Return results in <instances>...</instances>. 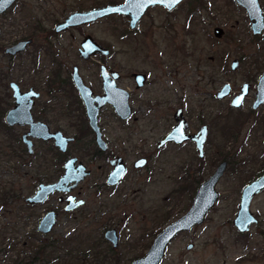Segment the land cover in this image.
I'll use <instances>...</instances> for the list:
<instances>
[{
    "label": "rangeland",
    "instance_id": "374dc122",
    "mask_svg": "<svg viewBox=\"0 0 264 264\" xmlns=\"http://www.w3.org/2000/svg\"><path fill=\"white\" fill-rule=\"evenodd\" d=\"M109 1L16 0L0 15V264H114L115 261L129 264L148 250L159 229L187 210L194 182L206 179L222 159L228 165L217 184L218 201L201 225L173 239L160 264H264V191L250 206L259 219L258 225L243 235L232 225L242 186L264 170V105L256 113L257 121L252 123L254 114L249 120L244 119L252 95L242 111L230 112L228 102L217 103L205 94H213L224 82L238 91L247 79L254 81L264 69V36L258 42L252 39L244 12L233 0H190L182 2L173 13L160 7L150 10L133 36H126L127 24L122 17L112 16L52 37L56 20L75 10L87 11ZM214 27L224 29L223 37L213 36ZM85 34L113 48L108 64L123 74L122 87L134 88L131 72H147L151 84L146 92L154 95L153 106L163 102L160 113L166 117L161 123H149L159 118L156 111L161 109L157 107L154 112L148 105H140L139 122L130 126L138 132L131 143L139 147L142 139L148 137L146 149H155L158 137L172 124L167 113L181 102L195 124L193 127L202 117L210 124L206 159L200 168L191 146L176 152L166 150L152 163L154 170L150 177L145 179L144 173L130 175L120 192L99 203L104 206L103 217L96 216L99 214L91 184L97 177L93 176L81 189L86 205L71 216L60 214L53 230L42 234L36 230L38 219L54 204L50 200L31 208L25 198L39 183L54 181L61 164L54 153L47 151L48 145L39 141L35 143L36 155L27 154L25 146L16 139L26 127H13L10 133L4 131L3 115L13 105L9 83L16 82L22 90L34 87L40 92L34 117L42 118L53 129H68L62 108L46 107V100L52 99L48 77L53 69L48 41L60 45L57 59L70 67L81 63L76 51ZM27 37H32L33 43L24 53L16 57L4 54L6 46ZM234 58L240 59V66L232 72L229 66ZM80 65L82 76L100 91L95 64ZM54 95L53 98L62 99L64 94L54 92ZM222 110L226 119L218 120L216 115ZM112 115L109 108L104 109L105 126H115ZM225 124L236 137L224 133ZM109 130L106 128L110 137L113 133ZM68 131L73 133L71 129ZM127 157L131 159L132 154ZM188 168L190 179L185 177ZM105 227L117 228L119 243L113 253L103 238ZM52 240L56 242L53 246L35 253ZM106 252L107 258L95 256Z\"/></svg>",
    "mask_w": 264,
    "mask_h": 264
},
{
    "label": "flooded vegetation",
    "instance_id": "af4514ba",
    "mask_svg": "<svg viewBox=\"0 0 264 264\" xmlns=\"http://www.w3.org/2000/svg\"><path fill=\"white\" fill-rule=\"evenodd\" d=\"M110 1L106 5H118V4L123 3L125 0H121V1H118V2H115L114 0H110ZM185 1L191 2L192 0L191 1L190 0H184L182 2H185ZM233 1H234L235 5L244 12V16H245L244 18L248 22V27H249L250 33L252 35V39L254 41L258 42L264 36V30L260 34H253V32L251 30V27H250V21L248 19V16L246 14V11H245L244 7L241 6L240 4H238L235 0H233ZM259 3H260V6H261V8L263 10V14H264V7L262 5V0H259ZM106 5H103V6H106ZM96 7H102V6H96ZM157 7L165 9L162 6L150 7L146 11V13L142 17V19L139 21L137 26L134 29H132V30L129 29V20L126 17H124L123 15H121V14L111 15V16L105 17L103 19L110 18L112 16L113 17L114 16L122 17L124 19V21H125V24H127V29H125L126 30L125 31L126 36H133V34L136 31H138L139 27L143 23L144 18H146L148 16L149 11L154 9V8H157ZM177 7L175 9H173V10L165 9V11L167 13H173L177 9ZM93 8H95V7H93ZM6 11H8V9ZM75 11H81V10H75ZM75 11H73V12H75ZM73 12H71V13H73ZM70 14H68V15H70ZM67 16H65L62 20H56L55 21L56 23L54 24L53 29L51 30L52 37H54V36L58 37L61 34H65V33H68L70 31L80 30L84 26L95 24L96 22L99 21V20H97L94 23L85 24V25L71 26V27H68L65 30H61L59 32H56L55 31V26L58 23L64 21V19ZM103 19H100V20H103ZM215 28L216 27L213 28V36L215 38L223 37L224 29L221 28V27H217V28H221L223 30L221 36L217 37L214 34V29ZM87 36L92 37L89 34H85L82 37V40L79 43V47L77 48L76 54H77V56L79 58V61L81 63H84V64L93 63V64H95V69H96L95 73L98 76L97 82H98V84L100 86V91H96L91 86V84H89L87 82L86 78L82 76L81 68L83 66L80 65L81 63L78 64V65L73 64L70 67H67L65 62H62V61L57 59V57L59 56V53H60V50H59L60 49V45L55 43L53 40H51V41L49 40L48 41L49 42L48 43V47H49L48 48V50H49L48 52H49V57L51 59V65H52L53 69L51 70V73H50V75L48 77V86L51 89L50 90L51 91L50 92L51 93L50 96H52V99L49 98V99L46 100V107L49 106L48 108H50L51 106H54V105L60 106L62 108L61 112H62L63 116L67 117V119H68V129L66 127H56L55 129H53V128H51L50 124L45 122L42 118H39V117L35 118L34 115H33V109H34L36 100L40 97V92L37 91L34 87H29L27 89V90H29L30 88H33L34 90H36L39 93V97L37 99H35L34 105L32 107V117H33V119L35 121H41V122L47 124L49 129H50V132L60 131L65 137L70 139L68 144H67V147H66L65 151H61L58 147H56L54 145L53 140L44 141V140H41V139H33L32 140L33 141V153L29 154L25 144L22 142V135L28 131L29 126H19V127H26L27 128V130L20 135V139H21V143L25 146V150H26L28 155H30V156L36 155V153H35V143L37 141H39L42 144H47L48 145L47 151L50 154L54 153V155L57 158V160H59V165L61 164V166L59 167V175L57 176V178L54 181H51V182H48V183H39L37 185V188L35 189V191L30 196H27L25 198L26 204L31 206V208H34V207L39 206V205H45L50 200H52V202L54 204L53 207H50V208L46 209V211L42 215V217L41 218L39 217V219H38L36 230L38 232L42 233V234H48V233H50L53 230V228H54V226H55V224L57 222V219L60 216V214L63 213L64 215L71 216V215H73V213H75L76 210H78V209H80V208H82L83 206L86 205V203H87L86 199H84L81 196L82 195L81 194V189H82L83 183H85L87 179H91L93 176L97 177V179H95L94 182L91 184L93 193L95 195V203H96L95 207L97 208L96 213L99 214V215H96V216H101L102 215V217H103L104 206L102 204H99V203L103 202L104 200H111L112 197L114 195H116L117 191L120 192V188L123 186L124 182L126 181V178L130 177V175H132V174L139 175V173H144L145 179H147L148 176L150 177L151 174H152V170H154L152 163L155 162L158 159V157L163 152H165L166 150H173L174 152H176V151H179L181 149H184L187 145L191 146V148L193 150V153L196 155V158H197V160L199 162L198 165H199L200 168H201V165L203 164V162L206 159V152H207V147L206 146L208 144V136L210 134V124H209V122L205 121L204 117H202V118H199L197 120L196 126L193 127V125H195V124H193V122L190 120L189 112L185 109L184 105L181 102L176 103L173 108H170L169 113H167L168 114L167 117L169 118V120L171 119L172 124H171V126L169 125L170 129L168 131H166L165 133H162L158 137V139L156 141V144H155V149L153 147L151 148V150L150 149L149 150L146 149L147 142H148V139H147L148 137L142 139V142L140 143L141 147L140 146L136 147L135 145H133L131 143L132 138L138 132H135V130H133L130 126L132 124H135V123L139 122L138 120L140 119V117H139L140 115H138L137 113L142 111V107L140 105L141 104H146V105H148L150 107V109L152 111L154 110V112H155L157 107L159 109H161V110H157L156 111V113L158 112L157 117H159V118L156 119L154 122L153 121L149 122V123H161V120L164 121V119L166 117L164 114L160 113L164 109L163 105H162L163 102L162 103H158L157 102L155 104V107L153 106V103L155 102V100H152V96H154V95H151L149 92H146V89L151 84V80L149 79L147 72L134 71V72H131L129 74L131 79H132V81H133V85H134L133 89H127V88H124V87H122L120 85V82L122 80L123 74L120 71H118V70L110 68V66L108 64V60L111 58L112 54L114 53L113 48H110L107 45L105 46V45L101 44L99 41H97L95 38L92 37V39L97 44H100L102 47L108 49V54L107 55L91 54L87 58L82 57L80 55V53H79V49L81 48L82 41ZM28 39H31L32 43H33V38L32 37H27V38L18 39L16 42H14L13 44H11L9 46H12V45L16 44L19 41L28 40ZM31 44L27 45L26 48L23 51L15 54V55H6L5 53L4 54L6 56H9V57H16V56L24 53L26 51V49ZM9 46H6L4 48V50L7 47H9ZM234 60H237L238 64H237V66L235 68H232L231 64H232V61H234ZM232 61L230 62V66L229 67H230V70L232 72H235L236 70L239 69L240 59L234 58ZM102 66L105 69L106 75H108L111 79H114L115 85L117 87L125 90L128 93V105H129L130 113H129L128 117L121 118L119 115L116 114V112L113 109V107L111 105H109V104H105V105H103V106H101L99 108V110H98V129L100 131V137H101V140H102V143H103V144L100 145V144H98V142L96 140L95 132L93 131V129L89 125V120H88L87 114H86V107H85L84 102H83V100L81 99V97H80V95L78 93V90L75 87L74 80H73V74H74V71L76 69L77 73L80 76V78L82 79L83 83L87 87L90 88L93 97L102 96L104 94L103 93V88H102V83H103V76L101 74V71H102L101 67ZM113 73L117 74V78L116 79L113 78V76H112ZM263 73H264V69H263V71L261 72V74L259 76H257V74H256V76L254 77V81L247 79V81H245V82H243L241 84V86H240L238 91H233L231 84L229 82H224L213 94H211L209 92H207L205 94H207L209 97L212 96V99L215 102H217V103L228 102L226 107L229 109L230 112L231 111H242L243 105L246 103L247 99L252 95L253 101H252V103L250 105L249 110L247 111V115H244V119L245 120H249L250 115L254 114V120H251V121H252V123H255L257 121L255 119L256 113L264 105V103H262V104L258 105L256 108H253V103L256 100V86H257L259 78L261 77V75ZM136 74H142L143 78H141L140 81H136V76H135ZM225 84H229L230 92L225 97L218 98L217 94H218L220 89H222V87ZM243 84H248V86H249L248 87V92H247V94L244 97V101H243V103H242V105L240 107H238V108L232 107L230 105V102H231L232 98L240 92L241 87H242ZM54 85L57 86V87H54ZM22 91H26V90H22ZM54 92L55 93L64 94L63 98L62 99L53 98V97H55ZM11 95H12V91H11ZM72 97H73V99H71ZM95 105H97V104L95 103ZM105 108H109L112 111V113H113L112 118H113V121L116 123L115 126H112V127L111 126H105V124L102 122V113H103ZM146 111L150 112L149 110H146ZM6 112H5V114H6ZM45 112H46V114L50 113L49 110L48 111L45 110ZM177 113L179 115H177ZM218 113L219 114L216 115L218 120H224V118H225L224 111L223 110L222 111H218ZM142 117H145V116H142ZM176 118H178V119L184 118V120L186 121V123L188 125V130H187L186 133L188 135H190V136H194L195 134H197V132L201 129L202 126H206L207 127L206 139H205V142H204V144L202 146V157H199V155H198L197 145H196V142L194 140L187 139V140L182 141L181 143H177L175 141H171V142H167L165 144H161V141L163 140L164 136L168 132H170L174 128V126L177 124ZM240 118H242V117H240ZM3 120H4V116H3ZM157 121H159V122H157ZM16 126H18V125H15V126H12V127H16ZM229 127L230 126H228V124H225L222 127V130L224 131V133L226 131L228 132V130L231 129ZM106 128H108V129L110 128L111 133H113V135H111L109 137L108 134H107ZM69 129H71L73 133H69V131H68ZM230 133H232V132H230ZM129 153L132 154L131 159H128V157H127V155ZM155 154H157L156 157H154ZM70 159H75V163H74L75 166H77L79 163H81L82 165H84L86 167V170H88L89 173L84 177V179H82L75 187L71 188L67 192L55 191L54 193L49 195L42 202H39V203H28L26 201V199L28 197H32L36 193V191L39 188L40 184L54 183L64 174L65 165ZM118 159L125 166V173L116 183H110L109 182V178L111 176V173H113V171L115 170L116 165L118 164ZM221 161H226L227 165H228V161L226 159L220 160L218 162V164ZM94 166H95V169H94ZM263 172H264V170L260 174H262ZM190 174H191V172L189 171V168H188L187 172L185 174L186 179H190L189 178ZM192 174H193V172H192ZM259 175H257V176H259ZM199 179H201V178H198L197 180H199ZM195 180H196V178H194L193 181H195ZM204 180H199V184L201 182H203ZM247 183H245V184H247ZM72 184L73 183H71L70 185H72ZM199 184H197V187L199 186ZM197 187H196V189H197ZM195 191H194V193H195ZM194 193H193V195H194ZM261 193H259V194H261ZM258 195H256L255 197H257ZM69 197L73 198V200L70 202L71 204L76 203L78 200H82L83 203L81 205H78V206H75V207L73 205H71L72 209L66 210V207L68 205L67 198H69ZM192 198H193V196H192ZM254 198H253V200H254ZM191 202H192V200H191ZM50 211L55 212L56 221H55L52 229L48 233H44V232L38 230V226H39V223L42 220V218L45 216V214L47 212H50ZM252 214L255 216V214L253 212H252ZM258 223H259V219H258V222L256 224H254V225L256 226V225H258ZM108 230H114L116 232V235L118 236L117 228L105 227V228H103V238H104V233L106 231H108ZM159 230H161V229H159ZM235 230L237 231L236 228H235ZM158 231L154 234V237L158 233ZM246 233H248V232H246ZM246 233H239L238 232L239 235H243V234H246ZM107 242L111 246V250H109L110 253H113L114 252L113 249L116 248L118 245L116 247H113L109 241H107ZM118 243H119V237H118ZM104 255L106 257H108V252H106V254H104ZM136 258H138V257H136ZM136 258H133L132 260H134ZM98 261L101 262L103 260H98Z\"/></svg>",
    "mask_w": 264,
    "mask_h": 264
},
{
    "label": "water",
    "instance_id": "95a60500",
    "mask_svg": "<svg viewBox=\"0 0 264 264\" xmlns=\"http://www.w3.org/2000/svg\"><path fill=\"white\" fill-rule=\"evenodd\" d=\"M182 1L184 0H179V3L177 4H171L170 0H154V2H149V0H125L118 5H106L95 7L87 11H75L68 15L64 21L58 23L55 26V31L59 32L71 26L94 23L97 20L117 14L123 15L129 20V29L132 30L137 26L150 7L162 6L167 10H173ZM235 1L244 7L253 34H260L264 30V14L259 0ZM14 2L15 0H3V2L0 3V15L9 9ZM222 32L223 30L221 28L216 27L214 29V34L217 37H220ZM31 43V39L19 41L16 44L7 47L4 50V53L6 55H15L23 51L26 46ZM79 53L82 57L87 58L91 54L107 55L108 49L97 44L92 37L87 36L81 43ZM237 64L238 61L234 60L232 61L231 67L235 68ZM101 68V74L103 76L102 88L104 93L102 96L93 97L90 88L83 83L76 69L73 74L75 87L86 107L89 125L95 132L96 140L100 145L103 143L98 129L99 108L105 104H109L121 118L128 117L130 113L128 93L117 87L114 83V79H111L106 75L104 67L102 66ZM112 76L115 79L117 78V74L115 73H113ZM135 76L136 81H140V79L143 78L142 74H136ZM9 87L12 91V98L14 101L13 106L4 115V122L10 127L15 125L29 126L28 131L22 135V142L25 144L28 153H33V139H41L44 141L53 140L56 147L61 151H65L70 139L65 137L60 131L50 132L47 124L41 121H35L32 117V107L35 99L39 97V93L33 88L22 91L14 81L9 83ZM248 87V84L242 85L240 92L235 95L230 102L232 107L238 108L242 105L244 97L248 92ZM229 92V84H225L218 92L217 97L223 98L228 95ZM95 103L97 105H95ZM262 103H264V73L259 78L256 86V100L253 103V108H256ZM177 115L179 114L177 113ZM176 120L177 124L164 136L161 144L171 141L181 143L187 139L194 140L197 145L198 155L199 157H202V146L206 139L207 127L202 126L197 134L190 136L186 133L188 125L184 118H176ZM74 163L75 159H70L65 165L64 174L56 182L40 184L36 193L32 197H28L26 201L28 203H39L44 201L55 191L67 192L75 187L89 172L81 163L77 166H75ZM226 168L227 162L221 161L212 174L199 184L193 195L189 208L182 215L164 225L153 238L148 250L142 256L132 260L129 264H160L166 252V248L178 234L190 231L195 226L201 225L218 201L220 194L217 190V184L225 173ZM124 173L125 166L118 159V164L113 173H111L109 182L116 183ZM71 183L73 184L70 185ZM263 190L264 172L242 187L237 211L232 219V225L239 233L249 232L250 228L258 222V219L252 214L250 206L253 198ZM72 200V197L67 198L68 205L66 210L72 209L71 205L75 207L83 203L82 200H78L76 203L71 204L70 202ZM55 221V212H47L40 221L38 230L48 233L52 229ZM104 238L109 241L113 247L118 245V236L114 230L106 231L104 233ZM191 247L192 244L187 246L188 249Z\"/></svg>",
    "mask_w": 264,
    "mask_h": 264
},
{
    "label": "trees",
    "instance_id": "16d2710c",
    "mask_svg": "<svg viewBox=\"0 0 264 264\" xmlns=\"http://www.w3.org/2000/svg\"><path fill=\"white\" fill-rule=\"evenodd\" d=\"M3 113V112H2ZM4 116V115H3ZM3 126V129H4V131L6 132V133H10V130H12L13 129V127H9V126H7L5 123L2 125ZM226 134H228L229 136H231V137H236V135L235 134H233V133H230V131L228 130V132L226 131ZM18 141H20L21 142V139L20 138H16ZM202 179V178H201ZM200 180V179H199ZM199 180H196L195 182H194V188H193V191H195L196 190V187H197V184H199ZM60 243L62 242L61 240L59 241ZM56 242L55 241H50L44 248H40V249H38V250H36L35 251V253H37V252H39V253H41V252H43L44 250H45V248L46 247H48V246H53L54 244H55ZM97 243V242H96ZM101 254L100 253H97V255H95L96 256V258H98V257H101V258H105L106 256L105 255H102V256H100ZM107 258V257H106ZM114 264H118V262L117 261H115L114 262Z\"/></svg>",
    "mask_w": 264,
    "mask_h": 264
},
{
    "label": "snow or ice",
    "instance_id": "6c2138e0",
    "mask_svg": "<svg viewBox=\"0 0 264 264\" xmlns=\"http://www.w3.org/2000/svg\"><path fill=\"white\" fill-rule=\"evenodd\" d=\"M2 2H3V0H0V3H2ZM149 2H154V0H149ZM170 3L171 4H177V3H179V0H170Z\"/></svg>",
    "mask_w": 264,
    "mask_h": 264
}]
</instances>
